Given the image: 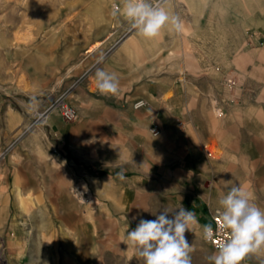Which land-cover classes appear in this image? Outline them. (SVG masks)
Returning a JSON list of instances; mask_svg holds the SVG:
<instances>
[{
	"label": "rangeland",
	"instance_id": "1",
	"mask_svg": "<svg viewBox=\"0 0 264 264\" xmlns=\"http://www.w3.org/2000/svg\"><path fill=\"white\" fill-rule=\"evenodd\" d=\"M204 2L215 21L225 7H243L248 31L263 34L264 43V0ZM119 3L0 0V264H142L129 259L122 243L127 231L141 218L182 206L198 221L185 234L191 264H211L207 258L215 250L202 226L205 214L219 208L215 186L227 192L229 185H241L264 209V109H246L245 140L229 141L225 94L230 90L236 100L238 88H224L228 78L216 70L218 62L212 70L220 88H174L194 82L197 70L184 66L183 52L195 45L172 44L163 31L153 38L148 78L135 46L134 88H119L117 96L101 95L94 85L73 88L81 71L135 31L111 15ZM178 10L185 19L183 6ZM210 31L222 35V29ZM161 41H167L163 55ZM199 52L193 49L195 62L186 63L199 64ZM160 75L167 88H158ZM145 81L151 88H137ZM163 94L171 109L163 106ZM138 99L147 105L133 109ZM62 102L76 110V120L63 119ZM212 106L224 115H208ZM85 192L94 203L82 198ZM242 264H264V251Z\"/></svg>",
	"mask_w": 264,
	"mask_h": 264
},
{
	"label": "crops",
	"instance_id": "2",
	"mask_svg": "<svg viewBox=\"0 0 264 264\" xmlns=\"http://www.w3.org/2000/svg\"><path fill=\"white\" fill-rule=\"evenodd\" d=\"M179 5L183 6V10L187 15L185 19H180L183 22L182 32H176L170 28V25L163 28L161 32L165 31L169 34L172 44H178V41H180L182 48L188 44L195 45L200 51L198 53L200 63L197 64L196 62L193 65L186 63L188 61L195 62L196 58L192 54L193 49H196L195 47H189L187 52H183L184 66L190 70H197V74L191 73V75L193 74L192 81L196 84L194 82H189L187 85L176 84L174 88H220L218 86L219 73L213 72L215 70L214 64L218 62L216 70L222 72L224 77L233 78L234 80L232 85H228L225 81L224 85L226 87L224 88H238L236 89V100H232L233 96L230 90L225 94L229 99V102L226 103L229 112L226 119L229 122V128L233 126V137H229V141H243L247 134L245 110L249 108L264 109V43H261L263 34L248 31L246 11L243 7L236 10L231 9V6H227L222 12L221 20L215 21L208 16L213 8L205 4L204 0H197V4L196 0H168L162 6L170 14L179 17ZM191 5H193V10L190 7ZM236 13L238 14L236 15ZM215 28L222 29V35L218 38H215L214 32L210 31ZM137 44L141 48V56L138 57L137 64L142 67L143 76L148 78L151 68L150 51L156 47L155 40H143L134 31L116 45L113 44L110 51L103 56L102 62L91 69L87 70L86 68L81 71L79 74L80 79H78L79 84L73 88H92L93 85L94 88H97L95 77L97 69L116 73L119 78V88H134L135 84L139 82L133 69L136 65L135 46ZM163 47L164 49L167 48V41L159 43V53H162V55L163 51L161 52V50ZM204 66L207 67V72L204 75L198 74L199 68L202 69ZM137 88H151V83L145 81ZM158 88H167L165 76L160 75ZM237 111L238 114H236ZM228 155H231L230 152H228ZM225 172L227 171L222 173L223 179H227V177H224ZM230 187L231 185L228 186L227 190ZM226 193L218 185L212 190L214 196L218 194L223 196ZM207 216L205 214V217Z\"/></svg>",
	"mask_w": 264,
	"mask_h": 264
},
{
	"label": "clouds",
	"instance_id": "3",
	"mask_svg": "<svg viewBox=\"0 0 264 264\" xmlns=\"http://www.w3.org/2000/svg\"><path fill=\"white\" fill-rule=\"evenodd\" d=\"M111 15L123 17L131 29L145 39L159 36L161 30L169 25L178 33L183 30L180 18L170 14L159 0L156 4L150 0H120L119 4H113ZM102 60L101 56L97 63ZM95 77L101 95H118L119 78L116 73L97 69ZM218 204L217 223L229 235L207 258L208 261L211 264H242L249 254L264 251V209L254 202L251 193L234 184ZM155 217L153 220L141 218L134 229L127 231L122 243L131 253L129 259L134 257L142 264H191L193 249L185 234L198 223L195 214L182 206L171 213L165 209ZM202 233L205 241L212 240L210 224L202 226Z\"/></svg>",
	"mask_w": 264,
	"mask_h": 264
},
{
	"label": "built area",
	"instance_id": "4",
	"mask_svg": "<svg viewBox=\"0 0 264 264\" xmlns=\"http://www.w3.org/2000/svg\"><path fill=\"white\" fill-rule=\"evenodd\" d=\"M168 0H159V3L161 5L165 4ZM151 3L156 4L157 0H150ZM228 85H232L234 84V80L233 79H228L226 82ZM147 105V102H145L143 99H138L134 102V108L138 109V108H142L145 107ZM60 109H61V114L62 117L65 121H74L77 118V112L76 110L71 106L68 105L64 102L60 103L59 105ZM221 115V111L219 112ZM156 128V127H155ZM85 195V196H84ZM83 195V199L87 200H91V195L88 192H85V194ZM217 217H218V212L217 210H215L214 212H209L208 216L205 217L204 220V225L205 224H210L213 228V237L212 240L210 241H206L211 247L212 249H214L215 251L217 250V246L225 241L228 238V233L226 231H224L222 228H220L219 224L217 223Z\"/></svg>",
	"mask_w": 264,
	"mask_h": 264
},
{
	"label": "bare ground",
	"instance_id": "5",
	"mask_svg": "<svg viewBox=\"0 0 264 264\" xmlns=\"http://www.w3.org/2000/svg\"><path fill=\"white\" fill-rule=\"evenodd\" d=\"M168 4V3H167ZM262 5V4H261ZM190 7H192V5L190 6ZM171 28V27H170ZM171 32V31H170ZM185 32V31H184ZM186 33V32H185ZM143 38V37H142ZM145 38H143V40H144ZM147 40V39H146ZM95 47H97L96 45H93L90 49H89V51H91L92 49H94ZM161 102H162V104H163V106L164 107H166V108H168V109H171L172 108V105L170 104L171 102H168V99H167V97H166V95L165 94H163V96H162V98H161ZM214 102V101H213ZM214 104V103H213ZM133 106H134V103H133ZM213 107V106H212ZM133 109H134V107H133ZM136 109V108H135ZM212 110H209V111H206L207 112V114L208 115H213V118H216V117H218L219 116V112L221 111V115L223 116L224 115V113L222 112V109H219L218 107H213V108H211ZM130 119L131 120H134V119H136L137 117L135 116V114H134V111H131L130 110ZM50 120H53V118H52V116H50ZM218 120V119H217ZM222 120L220 119L219 121H217V122H221ZM216 122V121H215ZM94 137V136H93ZM92 137V138H93ZM223 138V137H222ZM89 140V139H88ZM91 140H93V139H91ZM95 140V139H94ZM224 142V141H223ZM224 177H226V174L224 173ZM97 186H100L99 184H97ZM94 201H95V197L93 198V197H91V200H87L86 202H88V203H94Z\"/></svg>",
	"mask_w": 264,
	"mask_h": 264
}]
</instances>
